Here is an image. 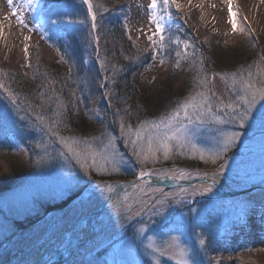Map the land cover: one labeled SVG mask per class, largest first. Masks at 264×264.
Listing matches in <instances>:
<instances>
[{"label": "rangeland", "instance_id": "rangeland-1", "mask_svg": "<svg viewBox=\"0 0 264 264\" xmlns=\"http://www.w3.org/2000/svg\"><path fill=\"white\" fill-rule=\"evenodd\" d=\"M1 1L5 7V1ZM217 1L219 4L216 7L208 8L206 0H177L181 8L177 9L175 5L171 7L173 18L163 21L167 48L160 56H156L155 60L152 58V51H145L146 57H150L151 61L145 65L139 64L137 74L130 78L139 83L137 90L140 101L148 103L149 109L152 106L149 113L151 116L142 118L133 116L134 112L130 109H134V106L125 101L124 97H121V101L116 100L114 78L119 81L128 70L124 66L120 70L119 63L108 60L107 51L101 48V38L97 52L93 36L98 35L99 25L97 24L95 30L91 29V14L88 13L83 0H62L60 3L72 13L69 22L73 18L75 23L70 28L77 37L73 51L79 53L81 63L60 61L59 53L52 43L49 44L51 40L44 35V7L47 0H39L32 6L29 14L20 7L27 27L22 26L17 17L10 16L9 10H5L4 15L9 17L7 23L15 28L12 42L0 31V83H4L8 88L6 77L11 71L14 77L27 82V90L33 89L34 83L29 82H34V75L29 69L32 49H35L36 63L40 64L47 74L62 71L61 66H66L63 69L68 71L70 77L78 75L81 70V87L77 88L83 97V108L88 110L81 111L80 114L84 117L83 126L91 124L94 129L85 130L83 127L77 128L69 124L65 120L66 109L62 119L70 132L63 131L62 134L91 139L101 136L105 131L110 132L116 137L117 148L128 161L122 166L120 173L106 175L92 170L91 174H88L75 161H65L59 157L58 152L62 146L56 143L54 148L49 149L50 157L37 166L35 161L38 159L36 153L39 149H35L34 144L40 141L43 134L32 130L34 117L27 110V106L35 107L39 103L29 98L27 106L25 100L23 101L22 107L25 110L18 111L10 102L7 93L0 89V144L5 139L7 142L6 149L0 147V247L8 246L13 258L11 264H36L42 252L51 245L54 246L62 233L76 225L81 215L90 211L93 204L89 197H94L102 191L104 188H99L104 182L128 181L137 177L141 165L136 164L130 148L125 147L121 138L118 127L120 117L123 116L135 129L138 121L158 119L159 116L170 112L178 101L192 95L196 89V76L200 67L199 51H196L195 57H182L180 67H177V47L174 40L169 43L168 37H178L181 41L188 42V38H191V42L198 41V46L206 44L207 47L203 51L205 67L210 75L214 74L216 77L212 90L215 96L223 99L225 103L231 99L230 84L226 85L220 79L221 74L239 72L241 69L256 71V65L264 68V18H259L245 8L242 0H234L232 9L238 14V25L245 28L244 32L234 33L228 23L230 13L226 0ZM150 2L151 0H124L113 11V15H117L124 25L125 20L127 21L126 32L128 33L129 29L131 31V39L127 34V42L136 43L140 49L150 47L147 35H150L154 28L148 19ZM13 6H21V0H13ZM66 29L65 27L61 30L60 34L64 35ZM139 29H143V33ZM248 29H251L252 35ZM27 37L31 39H26ZM180 47L182 50L183 44ZM25 48L28 49L27 53ZM192 51L188 49L189 54ZM160 59H164L165 63L161 65ZM193 60H197V63L193 64ZM101 61L104 62L103 68L100 66ZM209 63L213 67H209ZM126 65L133 67L134 63ZM119 70L120 74L117 73ZM105 91L109 93V97L103 96ZM163 95L166 98L164 102L168 99L173 102L168 108L158 111L155 107L161 102ZM59 98L68 108L70 100L62 96ZM130 102H133V99ZM166 104L169 103L166 101L164 105ZM102 105L105 111L101 116H97ZM143 111L142 107L140 115L149 110ZM44 114L52 115L51 112ZM21 116L24 117L23 120L20 119ZM220 127L225 132L244 133L227 154L228 167L224 170L223 177H219L221 182L231 189H244L264 181V129L258 123L253 128L246 127L242 130L231 123ZM216 128V125H209L201 129L195 139L197 146L205 149L215 148L218 137ZM147 168L153 172L166 171L172 175L185 171L192 173V176L187 178L191 179L197 177V173L200 176L217 177L218 165L193 160L189 155H174L167 161L161 158L159 163L149 164ZM96 181L98 183L94 184V190L85 188L83 192L87 195L83 193L73 198L85 184ZM149 187L163 188L165 192L173 194L165 206L163 215L154 217L155 223H152L147 214L136 215L135 208L139 207L136 205L129 220L125 209L133 204L138 190L130 191L128 199H124L122 203L123 207L117 206L103 215L101 231L91 244L89 243L84 254L86 256H83V260L81 258L78 264H153L150 250L144 247L149 236L154 238L158 247L173 243L175 238L181 246L189 250L190 258L198 264H217V261L219 264H264V222L260 219V214L264 212V190L230 199H209L207 197L211 195L207 192L200 194L205 186ZM95 188L99 190L94 192ZM182 188L187 189V192H182ZM244 203H248L251 210L246 223H241L239 215ZM193 207L196 211H190ZM144 224H147L149 231L141 235L139 228ZM22 228L24 229L21 230ZM253 229L257 230L256 236L252 233ZM20 231L22 232L17 235ZM201 238L205 240L204 246L199 243ZM161 264H175V260L165 257L162 258Z\"/></svg>", "mask_w": 264, "mask_h": 264}, {"label": "snow or ice", "instance_id": "snow-or-ice-1", "mask_svg": "<svg viewBox=\"0 0 264 264\" xmlns=\"http://www.w3.org/2000/svg\"><path fill=\"white\" fill-rule=\"evenodd\" d=\"M39 0H21V7L32 8ZM264 3V0H261ZM87 5L88 13L91 14V29L97 28V15L93 10V0H83ZM229 6L230 19L228 23L232 26V31L244 32L245 28L238 25L237 12L233 11L232 5L234 0H226ZM9 6L13 5V0H8ZM175 5L177 9L181 5L177 0H151L148 8L149 22L154 25L151 34L147 35L150 47L140 51H152L154 53L153 59L160 56L161 53L167 48L165 44L166 37L164 35L165 27L163 21L171 20L173 18L171 7ZM108 11V9H104ZM12 15L17 17L19 23L27 27L25 19L20 15L16 8H13ZM246 21L247 18L245 17ZM125 28H127V21L125 20ZM39 27V25H37ZM41 31H43L41 29ZM143 33V29H139ZM249 34L252 35L251 29H248ZM128 37L131 39V31L128 30ZM2 35V32H0ZM47 36V33H44ZM26 39H31L27 37ZM169 43L173 40L176 44V66L180 67V59H189L196 56L195 42H188L187 40L181 41L178 37H168ZM93 41L96 44L98 52L100 37L93 36ZM253 43L255 37L253 35ZM181 44L183 49L181 50ZM134 46V45H133ZM188 49H192L191 54ZM27 53L28 49H24ZM264 59V58H262ZM62 62L64 56H61ZM159 63H165L164 59H160ZM197 60H193V64ZM199 71L196 76V89L194 93L186 99L178 101L170 112L161 115L156 120H143L137 122L135 129L129 124L123 116L118 121L119 132L124 141L125 147L130 148L132 156L135 157V162L141 165L137 173V180L131 183L133 189H137V194L133 198V204L125 209L128 214V219L131 220V211L136 205L135 213L137 216L147 214L148 220L155 223L154 217L162 216L165 211V206L169 203V198L173 196L172 193L165 192L163 188L149 187L150 180L153 176L163 180L170 178L173 181L185 180L192 176V173L179 171L178 174L171 175L166 171L153 172L148 170L149 164L159 163L161 158L165 161L169 160L174 155L184 156L189 155L193 160L203 161L205 164L211 163L218 165L217 176L223 177L224 170L227 169V154L229 151L240 141L241 136L244 134L242 131L225 132L222 127L225 124L231 123L238 126L239 129L253 128L255 124H259L264 129V68L256 65V71L251 69H241L239 72L224 73L220 75V79L226 85L230 84L231 99L225 103L223 99L215 96L212 90V83L216 79L215 75H210L208 69L205 67V60L201 54L198 57ZM32 65L29 64V67ZM101 68L104 67V62L101 61ZM115 75V72L113 73ZM46 92H39L38 99L40 103L37 106L28 105L27 110L34 117L33 131L42 133L40 141L34 144L35 149H39L36 153L38 159L35 163L37 166L47 160L51 153L50 148H54L58 143L62 146L59 150V157L65 161H75L81 169L86 173L91 174L92 170L98 173L111 175L113 173H120L122 166L126 165L128 161L125 159L124 154L117 148L116 137L110 132H103L99 137H92L85 139L76 135H65L63 131L70 132L68 125L62 119L66 106L56 95V89L52 82ZM43 86V85H42ZM106 87V85H101ZM0 89H3L10 102L18 111H24L22 107L23 100L14 91L5 87L4 83H0ZM104 97H109V93L105 91ZM110 103V100H109ZM103 105L97 116H101L104 112ZM118 111V110H117ZM51 112V116H46L44 113ZM24 119L23 116L20 117ZM115 122V121H114ZM209 125H216L218 137L216 139V146L213 149H205L198 147L195 139L201 129L207 128ZM47 137V139H45ZM198 178L207 179L206 177ZM213 185L216 182V177L211 178ZM70 187V184L68 185ZM99 187V186H98ZM108 193H113L116 189L106 184L103 186ZM182 192H187V189L182 188ZM212 186L205 185L201 195L205 192H211ZM90 195V194H89ZM179 195V194H176ZM128 199L125 196V201ZM119 207H123L122 202H116ZM248 203L241 206L239 221L246 223L247 216L250 211ZM190 211H196L193 207ZM260 219L264 222V212L260 214ZM149 231L147 224L139 228L141 235ZM148 243L144 247L150 250L151 259L153 264H161L162 258L175 260V264H198L194 259L190 258V252L186 247L179 244L178 240L173 243H168L162 246L155 244L154 238L147 237ZM201 246L205 245L203 238L199 241ZM219 264V261H217Z\"/></svg>", "mask_w": 264, "mask_h": 264}, {"label": "trees", "instance_id": "trees-1", "mask_svg": "<svg viewBox=\"0 0 264 264\" xmlns=\"http://www.w3.org/2000/svg\"><path fill=\"white\" fill-rule=\"evenodd\" d=\"M56 1L58 2L54 3L52 0H47L46 2L45 21L43 24L44 33H47L46 37L51 40L49 44L52 43L53 47L59 53L60 61L61 56L63 55L65 61H68L70 63H81L82 59L79 53L73 51L75 50L74 47L77 44V37L72 31V28H70L75 23L73 18L69 22L72 13L71 11L66 10V8L60 4L62 0ZM123 1L124 0H93V10L97 15V24L99 25V29H97L98 36H100V38L102 39L100 43L101 48L103 47V49H105V52L107 51L108 60H110L112 63H119V67H121L120 70L122 69V66L126 67V69L128 70L125 74L123 73L124 75H122V78H120L119 81L114 78L116 87L115 92L117 96L116 100L121 101V97H124L125 101H128L130 105L134 106V109H130V111L134 112L133 116L142 118L143 116H151V114L149 113L151 112L152 106L149 109L147 107V105H149L148 103L146 104L145 102L140 101V96L138 95L137 90L139 83L136 80L134 82L131 79L134 77V74L138 72L139 64L145 65L151 61V58L146 57L147 55L145 51H140L143 49L138 48V45L136 43H133L131 41V43L127 42V32L123 21L117 15H113L114 9H117ZM104 9H108V11H104ZM65 27L67 28L65 30V34L61 35V30H63ZM188 40L189 42H191V38H188ZM195 44L196 51H199L198 55L202 54L204 57L203 51H205V48L207 47L206 44L204 43L198 46V41H196ZM127 63H134V66L128 67L126 65ZM29 64L32 65L31 67H29V69L34 75V82L29 81L31 84L34 83L33 89L27 90V82H25L24 79L19 80V78L14 77L11 71L8 72L6 77V85L8 89L18 94L21 97V100H25L24 102L27 106L30 99L35 100L34 102L36 103H40V100L38 99V93H47L48 88L50 87L49 82L52 81V85H54L55 89L57 90L56 94L60 97L62 96L70 100L68 105L69 107L66 108L67 112L65 115V120L69 124H73L77 128L83 127L85 130H93L94 126L92 127L91 124L90 126H83L84 117H82L80 114L81 111L88 110L87 108H83L81 100V98L83 99V97L80 94L79 88H77V86L81 87V70L78 75L70 77V75L67 73L68 71L65 72L63 69L66 66H61L63 67L61 68L62 71H59L58 73L50 72L48 74H50L51 76H48L45 69L40 64L36 63L35 49H32L31 51ZM211 66L212 64L210 65L209 63V67ZM120 70L117 71L118 74L121 73ZM130 99H133V102H130ZM165 99L166 98L163 95L161 102L155 107V109L161 111L164 108H168L173 102H171V99H168L166 101L169 104L164 105L166 103V101L164 102ZM142 107L144 110L143 112H146L147 110L149 111L146 113L142 112L143 114L140 115L139 112H141ZM5 140L0 144V147L6 149L5 144L7 145V142H5Z\"/></svg>", "mask_w": 264, "mask_h": 264}, {"label": "bare ground", "instance_id": "bare-ground-1", "mask_svg": "<svg viewBox=\"0 0 264 264\" xmlns=\"http://www.w3.org/2000/svg\"><path fill=\"white\" fill-rule=\"evenodd\" d=\"M4 1H5L4 2L5 3V7L2 6V1L0 0V31H2L5 34V36H7L8 40L12 42V41H14L13 29L15 27H13L11 24L7 23V20H8L9 17L4 15L5 10H9L10 11V16H13L12 15L13 8H16L20 15H22L24 18H25V16H24V14L22 13V11L20 9L21 6H18V7H14L13 5L9 6L8 0H4ZM260 1L261 0H242L241 2L243 4V6H245V8H247L249 11L251 10L252 12H254L255 15H257L259 18H264V3H261ZM220 2H223V1L221 0ZM205 3H206V6L208 8H211L212 6L216 7L219 4V1H217V0H209V1L206 0ZM24 9H25L26 14H29L31 12V8H24ZM171 175L172 174H170V176ZM208 178H210V177H208ZM147 179L150 180V182H151L150 185H152V183L154 181H155L154 183H156V185H162L163 184L165 186L167 184H170V183L173 184V182H175V181H173L170 178H165L163 181H159V182H156L155 177H151V178H147ZM216 181L218 182V184L222 185L223 188L226 189L230 194H234L235 195L236 193L241 191V189L228 188L227 186H225L221 182V179L218 176L216 177ZM258 184L262 185V187H264L263 186L264 185V181H262V182H260ZM110 185H112L116 189V191L113 192V193H108L107 190L104 188L102 191H100L99 193L94 195V197H89L90 198L89 201L92 202L93 207L90 209V211L88 213L86 212L82 216L90 215L92 213L99 212L100 211L99 209H101L103 206H104V211H107V210L113 208L117 204L116 203L117 201L121 202L122 197H124V199H125V196H127V194L130 191L136 190V189H133L131 187V185L127 186V184L122 185V187H119L118 185L116 186V184H110ZM196 185L203 186V187L205 185L212 186V191L211 192H207L208 195H211V196L212 195H215V196L223 195V192H222L223 190L218 188L217 185H212V183L202 182V184H196ZM96 191H98V188H95L94 192H96ZM101 212H103V211H101ZM100 215H101L100 212L96 213L95 216L93 215L94 217L92 219H93V224L95 225V227H96V219ZM84 219H86V218H84ZM84 228H85V226H82L80 228V226H78V225L75 226L74 225L70 229L66 230L62 237H66V235L70 234V236L74 235L75 237H78V239H79V235L82 236V230H84ZM252 233L256 236L257 230L253 229ZM81 240H82V237H81ZM61 241H62V238H61ZM75 241H76V244L79 243V240H75Z\"/></svg>", "mask_w": 264, "mask_h": 264}, {"label": "water", "instance_id": "water-1", "mask_svg": "<svg viewBox=\"0 0 264 264\" xmlns=\"http://www.w3.org/2000/svg\"><path fill=\"white\" fill-rule=\"evenodd\" d=\"M155 177V180L156 182H159V181H163L161 179H159L158 177L156 176H153ZM137 180V177L133 178V179H130L128 181H119L117 182L116 186L118 185L119 187H122V185L124 184H127V186H130L132 182H135ZM155 182V181H154ZM152 183L154 185H156V183ZM202 182H207V183H212L213 184V181L211 179H202V178H195V179H185V180H176L175 182H173V184H167L166 186L167 187H171V186H175V185H180V186H186V185H192L194 183H202ZM163 185V184H162ZM214 185H217L218 188H220L221 190H223L222 192L224 193V196L225 197H232V196H241V195H246V194H249V193H253V192H256L258 190H262L264 189V187H262L261 185H253L252 187L248 188V189H244L238 193H236L235 195H231L229 194V192H227L220 184L216 183ZM165 186V185H164ZM124 198V197H123ZM100 213H103L104 212V206L99 209ZM103 211V212H101ZM99 212H96V213H99ZM96 213H92L90 215H85V216H82L80 218V220L78 221V226H82V223H83V220L84 218H88L90 220V226L94 229V224H93V217L95 216ZM94 215V216H93ZM98 215V214H97ZM81 246V245H80ZM79 247V245H73V242H71L69 244V246L67 247V249L63 252L62 254V260L61 261H69V258L72 256V254L74 253V251ZM61 261H54V264H57V263H60ZM50 264H53V263H50Z\"/></svg>", "mask_w": 264, "mask_h": 264}]
</instances>
